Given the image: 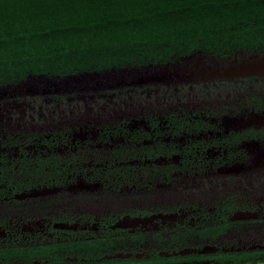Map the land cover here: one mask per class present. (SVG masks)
Wrapping results in <instances>:
<instances>
[{
  "label": "flooded vegetation",
  "instance_id": "af4514ba",
  "mask_svg": "<svg viewBox=\"0 0 264 264\" xmlns=\"http://www.w3.org/2000/svg\"><path fill=\"white\" fill-rule=\"evenodd\" d=\"M196 51L122 68L162 79L73 96L102 112L47 122L0 103V264H264V75L224 74L264 50ZM96 72L29 76L0 100Z\"/></svg>",
  "mask_w": 264,
  "mask_h": 264
},
{
  "label": "trees",
  "instance_id": "16d2710c",
  "mask_svg": "<svg viewBox=\"0 0 264 264\" xmlns=\"http://www.w3.org/2000/svg\"><path fill=\"white\" fill-rule=\"evenodd\" d=\"M264 50V0H0V86Z\"/></svg>",
  "mask_w": 264,
  "mask_h": 264
},
{
  "label": "rangeland",
  "instance_id": "374dc122",
  "mask_svg": "<svg viewBox=\"0 0 264 264\" xmlns=\"http://www.w3.org/2000/svg\"><path fill=\"white\" fill-rule=\"evenodd\" d=\"M260 50H257V52ZM200 53V57L201 59L205 60L206 56H210L214 53L212 52H206L204 50H198L196 52H194L195 56H198V54ZM203 53V55H202ZM229 53V52H226ZM215 55V54H214ZM217 55H222V54H217ZM216 55V56H217ZM183 55L181 56H172L170 59L166 60V61H158V63H163V62H177L182 60ZM144 65V64H141ZM139 67L140 65H136V67ZM136 69V68H134ZM140 72L141 69H136ZM122 73V68L121 69H113V70H107V71H98L96 73H85V74H79L81 76H79V78L81 80L87 79V80H103L108 76H114V75H121ZM137 74V73H136ZM46 82L48 81L46 78H43L42 76L40 77H29L26 79V83H37V82ZM57 81V80H56ZM55 81V82H56ZM63 81V80H62ZM73 82H71L70 84H72ZM33 85V84H32ZM90 85V84H89ZM75 86V87H74ZM123 86V85H120ZM31 87V86H29ZM82 88V89H81ZM83 88H87L84 87V84H77L75 85L74 83L72 85H68L66 90H74L72 91V94L70 93H61V95H54V96H50L49 98L47 96H41V97H34L35 94H33L32 96H23V97H17V98H8V99H4V100H0L1 102H5V101H11V99H13L14 101L20 103V107H10V108H5V110H1L3 111H8V115L11 116H17L18 113H23L24 116H29L32 115L34 119H36L38 116H43L46 118V121H54L59 119H67L66 117L68 116H74L77 115V113H92V112H102L104 110H109V108L113 107L115 108V106H106V100L104 99H100V98H94L93 100H85V101H81V99L79 98H75L73 97L75 94L76 95H86V94H101V93H105V91H101L99 89H94V91H88V92H84L82 90H85ZM92 89V87H91ZM3 89H0V91H2ZM72 96V97H71ZM38 98H44L46 99L45 102H40L38 103ZM31 100L36 101V103H33ZM27 102L26 105H23L24 102ZM106 101V102H105ZM111 101H113V99H111ZM115 105H117L115 103ZM18 112V113H17ZM26 113V114H25ZM7 114V113H6ZM7 116V115H6Z\"/></svg>",
  "mask_w": 264,
  "mask_h": 264
},
{
  "label": "water",
  "instance_id": "95a60500",
  "mask_svg": "<svg viewBox=\"0 0 264 264\" xmlns=\"http://www.w3.org/2000/svg\"><path fill=\"white\" fill-rule=\"evenodd\" d=\"M224 74L227 76H240V75H253L259 74L264 75V55L252 54L249 59L243 61L237 65L231 66L229 69L224 71ZM81 75H71L67 76L68 79L77 81L74 83L75 85L83 83V89H100V88H113L120 85H129V84H139L146 81H153L162 79L159 76H155L154 74H147L138 72L137 75H132L131 77L122 73L121 75L108 76L103 80H81L79 78ZM90 84V85H89ZM67 86V85H66ZM75 87V86H74ZM67 88V87H66ZM82 89V88H81ZM5 93L4 90L0 91V95Z\"/></svg>",
  "mask_w": 264,
  "mask_h": 264
}]
</instances>
